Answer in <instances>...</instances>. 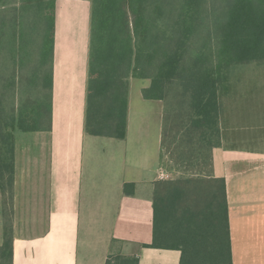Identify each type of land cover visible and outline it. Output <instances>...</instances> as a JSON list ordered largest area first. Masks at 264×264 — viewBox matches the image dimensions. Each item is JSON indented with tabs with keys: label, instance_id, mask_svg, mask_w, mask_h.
I'll use <instances>...</instances> for the list:
<instances>
[{
	"label": "trees",
	"instance_id": "trees-1",
	"mask_svg": "<svg viewBox=\"0 0 264 264\" xmlns=\"http://www.w3.org/2000/svg\"><path fill=\"white\" fill-rule=\"evenodd\" d=\"M90 29L84 133L125 140L132 79L163 104L161 166L154 183L152 242L179 264H232L223 178L212 152L230 147L228 118L264 95V0H88ZM56 0H0V190L7 198L18 133L51 127ZM253 107V108H254ZM125 184V194H131ZM10 198V195H9ZM6 216V215H5ZM3 229L0 264H12ZM105 264H139L136 257ZM114 259H119L113 263Z\"/></svg>",
	"mask_w": 264,
	"mask_h": 264
},
{
	"label": "crops",
	"instance_id": "crops-1",
	"mask_svg": "<svg viewBox=\"0 0 264 264\" xmlns=\"http://www.w3.org/2000/svg\"><path fill=\"white\" fill-rule=\"evenodd\" d=\"M75 1L86 13L90 2ZM71 2H55L50 130L15 137L10 198L0 194V245L8 226L12 264H105L114 255L136 257L139 264H179L178 251L143 248L152 242L161 136L157 157L141 167L133 152L141 146L127 141L128 100L126 138L118 140L125 145L109 170L100 145L110 143L84 133L90 13L79 14L81 6ZM257 96L248 95L260 106L246 108L242 124L228 118L225 137L234 150L212 152V177L225 181L232 264H264V95ZM145 101L159 103L162 120V102ZM125 184L135 185L131 194L124 193Z\"/></svg>",
	"mask_w": 264,
	"mask_h": 264
},
{
	"label": "rangeland",
	"instance_id": "rangeland-1",
	"mask_svg": "<svg viewBox=\"0 0 264 264\" xmlns=\"http://www.w3.org/2000/svg\"><path fill=\"white\" fill-rule=\"evenodd\" d=\"M75 0H72L71 3H75ZM82 1H78L75 5L80 8L78 13L81 12L88 16L90 13V3L87 4V12L83 10ZM149 86L148 80H136L132 79L129 85V92H128V100H129V125H128V142L130 145H134L137 147L138 145L141 146L140 151H137L136 148L133 149L135 157L140 158L141 167L147 168L148 165H151L154 159L158 155V147H159V139L161 136V122L159 120V104L158 102H148L143 100L142 98V89L147 88ZM97 139L98 141H102L101 143H110L109 146L103 147L104 144H101L100 147L104 149V155L107 154L108 163H109V170L112 164H116L117 159V150L123 149V142H119L118 140H112L107 138H93ZM109 141V142H108ZM139 143V144H138ZM100 147L96 148V150H100ZM89 156L84 157V166L82 170L88 171V162L87 159ZM114 166H112V169ZM123 170L125 173H128V169L123 166ZM165 171V170H164ZM103 172V171H102ZM170 176V175H169ZM157 178V173H156ZM135 188V185L133 186ZM133 188H128V191H133ZM146 187L144 185H140L139 191L140 194H145ZM0 194L4 195L2 190H0ZM1 195V196H2ZM5 199V197L3 196ZM120 256L114 255L113 257ZM112 257V258H113ZM119 259H114L113 263H116Z\"/></svg>",
	"mask_w": 264,
	"mask_h": 264
},
{
	"label": "built area",
	"instance_id": "built-area-1",
	"mask_svg": "<svg viewBox=\"0 0 264 264\" xmlns=\"http://www.w3.org/2000/svg\"><path fill=\"white\" fill-rule=\"evenodd\" d=\"M170 178L169 174L160 167L157 171V179L160 181L168 180Z\"/></svg>",
	"mask_w": 264,
	"mask_h": 264
}]
</instances>
